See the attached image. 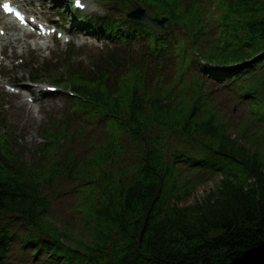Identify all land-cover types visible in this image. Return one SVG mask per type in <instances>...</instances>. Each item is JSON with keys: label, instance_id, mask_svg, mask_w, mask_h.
Wrapping results in <instances>:
<instances>
[{"label": "trees", "instance_id": "1", "mask_svg": "<svg viewBox=\"0 0 264 264\" xmlns=\"http://www.w3.org/2000/svg\"><path fill=\"white\" fill-rule=\"evenodd\" d=\"M120 1L168 14V30L140 37L170 60L115 54L94 72L67 69L82 97L72 101L77 129H43L49 143L28 164L0 138V264L16 245L42 264H264V145L259 153L237 143L250 122L264 136V0H209L219 21L211 16V28L193 0ZM257 55L241 70L248 76L226 84L248 100L241 123L215 110L203 80L191 72L186 80L196 63L227 67ZM93 122L100 136L76 156L71 148ZM214 175L211 199L178 206ZM65 176L76 177L75 212L91 234L73 247L48 223L55 189L45 187Z\"/></svg>", "mask_w": 264, "mask_h": 264}, {"label": "rangeland", "instance_id": "2", "mask_svg": "<svg viewBox=\"0 0 264 264\" xmlns=\"http://www.w3.org/2000/svg\"><path fill=\"white\" fill-rule=\"evenodd\" d=\"M45 2H47L50 8L52 7V3L50 0H45ZM78 42L80 44H83V46H78V49L82 50H77L76 54H86L95 50V43H92L90 40H86L85 37L80 38ZM66 48V46H54L50 43L46 44V47H44L43 50L37 55L29 54L28 56H26V53L24 52L23 63L26 65V69L22 68V66H19V64L21 63L19 58L14 60L12 64H9L0 56V63H2L4 66V69L0 70V74L4 73V75L0 77V82L2 84L10 82L25 83L28 79V68H37V71L48 68L50 72H47L46 76L41 73V77L45 81V84L52 82L51 80H49V76L53 73L58 74L55 68H53L52 66L53 59L54 57H57V59L60 61V59L65 56ZM80 59L83 58L74 60L78 61ZM1 90L4 93H0V102L5 105V108L0 113L1 117L12 124L19 132H22L24 134L25 144L27 148H31L32 145L37 144L39 141L37 135V129L39 125L44 123V120L58 115V112L63 106V99L58 96V98L56 99L50 98L41 100L39 96H32V103L28 104L26 103V100L28 99L27 96L14 97L8 95L3 89ZM223 94L224 92L222 93V95ZM20 99H22L23 102L30 107V109H28L26 107L27 105H25ZM230 133L233 134V132ZM244 138L249 140L252 144L259 143L257 140L258 138L253 137L252 134H246ZM239 142L240 143H238V145H246L242 140H239ZM219 180L220 176L214 175L204 184L194 188L178 206L183 207L191 205L195 202H203L204 199H209L212 195L215 194ZM60 208L63 213L60 211H58L57 214L52 212V219L57 222L67 223L69 243L76 245L80 240H82L83 242H90V229H87L84 233L82 232V229L80 228L78 223L79 221L76 219L77 216L73 210V207L69 214L67 203H62ZM78 218H80V216Z\"/></svg>", "mask_w": 264, "mask_h": 264}, {"label": "bare ground", "instance_id": "3", "mask_svg": "<svg viewBox=\"0 0 264 264\" xmlns=\"http://www.w3.org/2000/svg\"><path fill=\"white\" fill-rule=\"evenodd\" d=\"M4 24H6L5 22H4ZM0 25H1V22H0ZM7 25V24H6ZM27 34V35H26ZM24 33V32H22V36L23 37H28V36H30V34L29 33ZM0 40H6V42H7V44L11 47V49H12V53H11V55H5V57L6 58H8V59H10V58H14L15 56H17V54H14V48H16L17 47V45L19 44V42H20V40L18 39V38H13L12 36H8V35H6V37L5 38H2V39H0ZM1 53H3V51H1Z\"/></svg>", "mask_w": 264, "mask_h": 264}, {"label": "snow or ice", "instance_id": "4", "mask_svg": "<svg viewBox=\"0 0 264 264\" xmlns=\"http://www.w3.org/2000/svg\"><path fill=\"white\" fill-rule=\"evenodd\" d=\"M77 6H81V0H75ZM3 8L5 9V11H11L12 9L10 8L8 3H5L3 5ZM17 15H19V13H17Z\"/></svg>", "mask_w": 264, "mask_h": 264}]
</instances>
